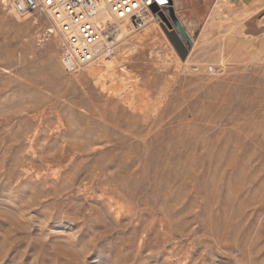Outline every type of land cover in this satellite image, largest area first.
<instances>
[{
	"label": "rangeland",
	"instance_id": "rangeland-1",
	"mask_svg": "<svg viewBox=\"0 0 264 264\" xmlns=\"http://www.w3.org/2000/svg\"><path fill=\"white\" fill-rule=\"evenodd\" d=\"M11 3L0 264H264V45L231 56L232 10L186 27V59L149 21L69 72L51 18Z\"/></svg>",
	"mask_w": 264,
	"mask_h": 264
},
{
	"label": "built area",
	"instance_id": "built-area-1",
	"mask_svg": "<svg viewBox=\"0 0 264 264\" xmlns=\"http://www.w3.org/2000/svg\"><path fill=\"white\" fill-rule=\"evenodd\" d=\"M167 4L155 0L152 4L148 0H12L11 8L20 16L47 14L61 37V63L65 70L76 72L115 46L125 30H140L150 19L159 24Z\"/></svg>",
	"mask_w": 264,
	"mask_h": 264
},
{
	"label": "crops",
	"instance_id": "crops-1",
	"mask_svg": "<svg viewBox=\"0 0 264 264\" xmlns=\"http://www.w3.org/2000/svg\"><path fill=\"white\" fill-rule=\"evenodd\" d=\"M173 4L185 28L189 30V26L197 25L203 27L198 33L200 39L201 36H208L206 34L212 35V26L220 25L217 21L218 10H232L228 18L229 23L234 25V29L228 33L233 35L228 37L232 40L229 46L231 56L250 59L255 55L253 51L257 50L258 44L261 47L264 45V30L251 31L253 22L259 23L262 17L264 22V0H173ZM227 36L224 40H227Z\"/></svg>",
	"mask_w": 264,
	"mask_h": 264
},
{
	"label": "water",
	"instance_id": "water-1",
	"mask_svg": "<svg viewBox=\"0 0 264 264\" xmlns=\"http://www.w3.org/2000/svg\"><path fill=\"white\" fill-rule=\"evenodd\" d=\"M167 3L168 4L165 7V13H160L161 21L159 24L180 57L182 59H186L189 54V47L193 43V39L181 20L178 18L174 8L173 0H167ZM157 9L158 7L154 6V11Z\"/></svg>",
	"mask_w": 264,
	"mask_h": 264
},
{
	"label": "snow or ice",
	"instance_id": "snow-or-ice-1",
	"mask_svg": "<svg viewBox=\"0 0 264 264\" xmlns=\"http://www.w3.org/2000/svg\"><path fill=\"white\" fill-rule=\"evenodd\" d=\"M156 3H159V4H165L167 3V0H155ZM148 3L149 4H152L153 3V0H148Z\"/></svg>",
	"mask_w": 264,
	"mask_h": 264
},
{
	"label": "bare ground",
	"instance_id": "bare-ground-1",
	"mask_svg": "<svg viewBox=\"0 0 264 264\" xmlns=\"http://www.w3.org/2000/svg\"><path fill=\"white\" fill-rule=\"evenodd\" d=\"M38 20V19H37ZM149 21H153L154 22V20H152V19H150ZM36 22V21H35ZM149 24V23H148ZM50 31H52V32H54L55 30H54V28L51 26L50 27V30H49V32ZM125 33V32H124ZM124 33L122 34V36H121V38L124 36Z\"/></svg>",
	"mask_w": 264,
	"mask_h": 264
}]
</instances>
